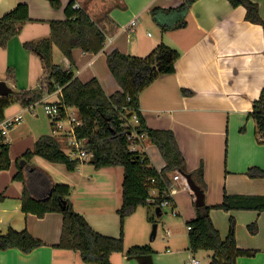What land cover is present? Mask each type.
<instances>
[{"label": "crops", "instance_id": "1", "mask_svg": "<svg viewBox=\"0 0 264 264\" xmlns=\"http://www.w3.org/2000/svg\"><path fill=\"white\" fill-rule=\"evenodd\" d=\"M70 1L59 0L60 7L54 8L50 0H0V17L20 3L29 9L30 21L0 49V81L12 91L13 88L41 90L39 83L46 69L40 56L24 48V44L47 38L51 22L66 20L64 10ZM74 1V5L93 21H100L105 30L114 29L113 34L106 36L98 54L84 53L80 49L72 51L70 65L74 75L82 83L97 78L109 96L121 90L107 68L108 53L118 50L129 56L145 57L160 44L176 50L179 58L174 73L159 76L140 94V112L146 125L173 132L189 173L197 172L202 166L205 205H220L225 194L264 196V178H250L246 174L249 168L264 170V145L257 142L255 122L249 115L252 102L264 87V37L260 25L245 20V9L242 6L233 8L227 0H197L184 15V27L163 31L162 24L172 25L181 16V12H169V9L178 8L185 0ZM251 1L258 5L264 20V0ZM132 20L136 21L135 25L128 27ZM147 27L157 30L156 38L149 33L146 36ZM65 59L55 57L61 67ZM59 97L60 93L44 94L42 101L54 102ZM35 104L23 107L16 115L32 112L31 106ZM48 135L57 138L65 153L64 139L55 134L51 126ZM38 136L30 137L22 144L15 153L17 159L33 149ZM136 151L147 157L157 171L163 168L164 161L158 149L146 138L139 140ZM8 154L9 168L0 171V196H3L0 200V235L9 229L27 231L44 245L28 254L17 249L0 250V264H86L79 252L54 248L60 239V214L49 213L38 218L21 211L22 183L13 180L18 168L14 169L12 158L16 157ZM87 161L76 171L69 172L62 164L33 157L23 166L32 197L46 198L52 186L67 185L71 188L69 200L73 209L84 216L94 231L107 237H122L125 249L148 245L155 251L134 257L112 253L109 256L112 264H184L191 257L199 260V251L193 254L189 249L186 223L195 218V206L188 187L180 181L169 184L174 215L181 219L185 228L171 222L172 231H166V239L159 244H154V238L128 241L132 233H126L125 219L121 223L117 214L122 202L123 169L104 167L96 170ZM155 197L156 192L151 195V202ZM209 215L222 239L227 237L229 220L233 218L237 248L255 252L249 257H238L236 264H264V213L251 210L225 212L212 208ZM252 223L257 224L256 234L248 230Z\"/></svg>", "mask_w": 264, "mask_h": 264}, {"label": "trees", "instance_id": "2", "mask_svg": "<svg viewBox=\"0 0 264 264\" xmlns=\"http://www.w3.org/2000/svg\"><path fill=\"white\" fill-rule=\"evenodd\" d=\"M197 0H185L178 8L169 9V12H181V16L172 25H161L163 31L176 30L186 25L184 15L188 8ZM233 8L242 6L245 9V20L258 24L263 28L264 20L259 14V7L251 0H227ZM52 7L59 8V0H50ZM75 1L71 0L65 7L66 20L51 22L50 33L47 38L37 43H25L24 48L35 51L41 58L46 69L41 78V90H21L16 100L22 107H28L42 100L43 95H51L60 88L61 103L66 108L76 110L81 125L76 128L78 139L84 140L83 150L89 157L88 163L98 170L104 167H121L123 169L122 202L117 214L121 223L132 215L138 207L153 209L155 213L162 212L163 179L170 184V175L190 174L195 183L203 190L202 166L195 173H189L175 136L171 130L151 129L146 125L140 112L139 97L151 83L159 76L174 73L175 62L179 53L170 47L160 44L145 57H134L113 50L106 55L107 68L121 91L107 95L97 78L82 83L73 72H65L53 61V48H57L61 57L73 62L72 51L80 49L84 53L98 54L104 47L106 36L114 33L113 28L105 30L100 21H93L90 16L79 8H74ZM30 21L28 6L17 4L14 9L0 17V49L15 37L21 26ZM264 54V51H263ZM11 95V94H10ZM0 97V121L4 119L5 109L12 103L11 96ZM135 115L137 122L131 124ZM249 115L255 122V137L258 143L264 145V87L259 97L252 102ZM142 136L154 145L163 161L164 166L157 171L149 159L142 153L131 150V144L136 137ZM5 138L0 137V171L9 168V149ZM38 156L49 163H58L65 166L69 172H74L84 160L72 158L64 153L56 137L51 135L40 136L27 150L21 159L28 163ZM18 170L13 180L22 183L21 211L24 214H33L43 218L49 213H58L62 216V226L57 249L79 252L82 261L86 264H112L109 256L112 253H123L127 257L154 254L155 251L148 245H134L124 248L123 238L103 236L94 231L83 215L76 212L69 200L71 188L57 184L51 187L50 196L43 199L32 197L24 167L17 166ZM247 176L250 178H264V170L249 168ZM154 180V183H151ZM156 192L151 202L150 191ZM194 197V196H193ZM3 196H0V200ZM160 208L159 211H156ZM212 208L225 212L231 210H251L264 213V196H223L222 203L211 207L203 205L195 208V218L186 223L188 242L191 253L200 250L212 253L209 264H236V259L251 256L255 252L237 248L235 242V221L229 220V232L225 239L220 237L214 227L209 212ZM154 222L152 218L149 219ZM251 234L257 233V224L248 225ZM44 243L34 238L29 232H16L9 229L6 234L0 235V250L17 249L28 254L41 247Z\"/></svg>", "mask_w": 264, "mask_h": 264}, {"label": "rangeland", "instance_id": "3", "mask_svg": "<svg viewBox=\"0 0 264 264\" xmlns=\"http://www.w3.org/2000/svg\"><path fill=\"white\" fill-rule=\"evenodd\" d=\"M156 32L157 30H155L154 27L151 28L147 27V31L145 33L146 36L147 33H149V35L152 36V38L154 39L156 38ZM56 56H60L59 51L57 48H53L54 62H56L55 61ZM20 91L13 88V91L10 95L12 99V103L4 111V119L11 118L15 116L18 111L20 112L22 111V109H24L16 100L17 93ZM34 106H33L34 108L31 106L32 112L24 111L27 113L22 114V119L20 120V122L15 127L11 128L6 135L5 144L6 143L9 144V148H10L9 152L11 156L13 155V157H16L15 153H17V151L20 150L22 144L26 142V140L29 139L30 137H35L36 135L39 136L48 135V133H50L51 124L49 118L43 111V104L36 103ZM51 128L52 131L55 132V134L60 135V137L63 139L61 132L58 133L57 131H55V129L52 126ZM63 148L64 150H66L65 151L66 154H70V152L66 148V143H65V147L63 146ZM16 159L17 157L12 158L13 160L12 165L14 166V169H16L17 166L23 167L24 164L26 163L24 159L21 158L17 160ZM86 159L88 160L89 157L86 156ZM151 195L154 196L155 192L152 191ZM172 206L169 207L162 206V214L160 216H157L155 211L151 208L147 209L146 207H142V206L138 207L136 212L125 218L126 233L128 235L132 233L131 240L128 241H132V242L143 241V240L145 241L147 239L150 241L151 239L154 238V242H155L154 244H159L162 241V239H166V231L168 230L172 231L171 222L179 223L185 228L184 226L185 224L180 222L181 219L175 217L173 212L174 209L172 208ZM150 218H152L154 222L150 221L149 220ZM154 225H156V230H155V236L152 237V230ZM211 255L212 253L210 251L200 250L199 253L197 254L200 264H209Z\"/></svg>", "mask_w": 264, "mask_h": 264}, {"label": "built area", "instance_id": "4", "mask_svg": "<svg viewBox=\"0 0 264 264\" xmlns=\"http://www.w3.org/2000/svg\"><path fill=\"white\" fill-rule=\"evenodd\" d=\"M74 8H78L77 5H74ZM135 20H132L128 27H133L135 25ZM64 62V66L62 67L63 70L67 73L72 72L71 71V65L68 59ZM54 93H60V88L57 89ZM43 104V111L49 118L51 126L57 131L58 133L61 132L62 137L66 143V148L70 152L69 156L72 158H79L81 160H84L87 156L86 152L82 149L84 145L83 139H78L76 137L75 130L77 127L81 125V121L78 118L77 112L73 108H66L61 103V98L59 97L54 102H43L42 100L39 102ZM22 119L21 114L15 115L11 118L3 119L0 121V137H6L7 133L11 128H13L20 120ZM137 122L136 116L133 115L131 118V124H135ZM136 142H133L131 144V150L136 151L137 145L139 143V140L143 138L142 136H137ZM5 142V141H4ZM164 188H163V196L165 200L162 203V206H172V190L171 187L163 180L161 179ZM170 181H180V184L182 183L183 186L187 187L185 178L179 174L178 172L173 173V175L170 177ZM151 183H154V180H151ZM154 192V190H151L150 192ZM151 197V194H150ZM153 199V198H152ZM151 201V199H150ZM187 230H189V227H186ZM184 264H200V261L191 257L188 260L185 261Z\"/></svg>", "mask_w": 264, "mask_h": 264}, {"label": "water", "instance_id": "5", "mask_svg": "<svg viewBox=\"0 0 264 264\" xmlns=\"http://www.w3.org/2000/svg\"><path fill=\"white\" fill-rule=\"evenodd\" d=\"M12 93V89L6 85L5 82L0 81V97L9 96ZM185 180L188 189L192 192L194 196V206L199 208L204 205V192L203 190L195 183L190 174H181ZM50 196L48 194L47 198ZM160 208H157L156 211H159ZM157 216H160V213H157ZM156 225L153 226L152 237L155 236Z\"/></svg>", "mask_w": 264, "mask_h": 264}]
</instances>
